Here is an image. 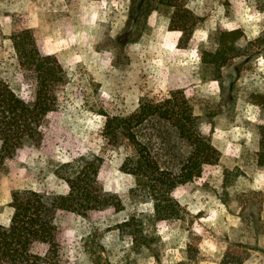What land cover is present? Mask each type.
<instances>
[{
    "label": "rangeland",
    "instance_id": "1",
    "mask_svg": "<svg viewBox=\"0 0 264 264\" xmlns=\"http://www.w3.org/2000/svg\"><path fill=\"white\" fill-rule=\"evenodd\" d=\"M198 17L186 46L169 27L170 9L157 0H0V79L26 101L35 80L25 76L11 34L29 28L42 54L55 55L67 74L58 106L42 121L43 139L24 145L0 166V224L13 213L15 190L66 193L55 170L82 154L103 162L98 183L121 201L86 215L54 212L56 246L47 264H220L231 250L242 264H264V168L257 165L264 123V0H188ZM239 28L240 55L216 72L201 60L218 30ZM172 90L188 98L199 131L220 152L199 177L172 196L181 218L159 220L136 176L121 169L128 150L102 135L104 114L126 113L144 98ZM256 100V101H254ZM141 139L165 170L178 173L190 145L165 120L141 126ZM134 217L147 244L136 249L120 224ZM32 251L46 255L48 244Z\"/></svg>",
    "mask_w": 264,
    "mask_h": 264
},
{
    "label": "trees",
    "instance_id": "2",
    "mask_svg": "<svg viewBox=\"0 0 264 264\" xmlns=\"http://www.w3.org/2000/svg\"><path fill=\"white\" fill-rule=\"evenodd\" d=\"M188 0H157L170 9L169 27L180 33L178 45L186 46L192 37L198 17L188 7ZM145 0H141V6ZM239 28L218 30L213 47L202 51L201 60L216 72L231 59L240 55ZM12 46L25 76L35 80V95L26 101L4 80L0 79V166L24 145H38L43 139L42 121L58 106V85L67 79L66 71L55 55L42 54L33 31L23 28L11 34ZM256 101V100H254ZM102 135L113 147L123 144L128 150L121 169L136 176L132 192L144 191L153 204L159 220L181 218L184 209L172 196L180 183L199 177L205 165L219 161L220 152L211 140L198 129V118L188 98L181 90H172L159 100L144 97L131 112L104 114ZM165 120L190 145L189 153L179 166L178 173L165 170L141 137V126L150 120ZM103 162L96 154H82L56 168L69 190L66 193H42L31 189L15 190L10 205L13 213L7 226L0 224V264H47L56 246L54 212L62 209L86 215L90 210L114 205L121 201L104 191L98 183ZM257 165L264 168V123L258 127ZM139 249L147 244L146 235L138 220L131 217L120 224ZM48 244L46 255L32 251L34 242ZM243 257L228 250L220 264H242Z\"/></svg>",
    "mask_w": 264,
    "mask_h": 264
}]
</instances>
